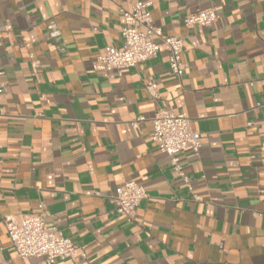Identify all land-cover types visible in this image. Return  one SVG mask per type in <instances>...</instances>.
<instances>
[{
  "label": "crops",
  "instance_id": "obj_1",
  "mask_svg": "<svg viewBox=\"0 0 264 264\" xmlns=\"http://www.w3.org/2000/svg\"><path fill=\"white\" fill-rule=\"evenodd\" d=\"M137 1L0 0V264H264V0H153V23L184 38L182 76L165 45L95 71ZM198 10L216 20L186 27ZM160 109L200 135L181 174L151 142ZM125 180L146 191L129 217L109 202ZM40 203L74 259L16 255L4 217Z\"/></svg>",
  "mask_w": 264,
  "mask_h": 264
},
{
  "label": "built area",
  "instance_id": "obj_2",
  "mask_svg": "<svg viewBox=\"0 0 264 264\" xmlns=\"http://www.w3.org/2000/svg\"><path fill=\"white\" fill-rule=\"evenodd\" d=\"M153 0L137 1L130 10L121 9L124 24L120 30L121 48L107 46L92 61V68L106 74L112 69L134 67L155 57L165 45L168 51V65L177 77L183 74L182 49L184 38L165 35L162 29L153 23L150 7ZM216 20L213 10H198L189 13L183 20L186 27L208 26ZM145 89L155 95V84L149 80ZM255 110H264V100L257 102ZM151 142L156 149L166 154L173 168L180 173L179 155L190 149L198 154L201 141L199 133L193 129L188 117L173 110L160 109L152 117ZM146 197L145 189L135 181L125 180L116 187L115 194L109 197L116 213L131 216L141 200ZM39 210L22 215H7L4 223L11 246L20 258L38 257L49 263L57 260L74 259L77 247L61 231L46 224L44 205ZM85 256L84 253L81 254Z\"/></svg>",
  "mask_w": 264,
  "mask_h": 264
}]
</instances>
